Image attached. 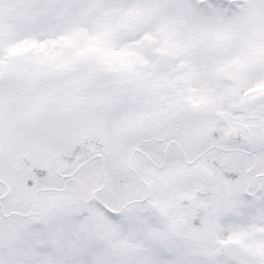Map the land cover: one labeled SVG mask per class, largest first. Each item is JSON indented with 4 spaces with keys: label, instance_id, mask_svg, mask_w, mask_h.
<instances>
[{
    "label": "snow or ice",
    "instance_id": "snow-or-ice-1",
    "mask_svg": "<svg viewBox=\"0 0 264 264\" xmlns=\"http://www.w3.org/2000/svg\"><path fill=\"white\" fill-rule=\"evenodd\" d=\"M0 264H264V0H0Z\"/></svg>",
    "mask_w": 264,
    "mask_h": 264
}]
</instances>
